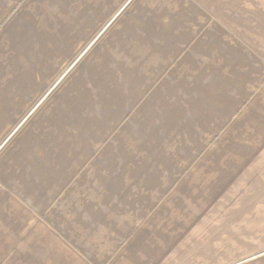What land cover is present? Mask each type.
Instances as JSON below:
<instances>
[{"label":"crops","instance_id":"obj_1","mask_svg":"<svg viewBox=\"0 0 264 264\" xmlns=\"http://www.w3.org/2000/svg\"><path fill=\"white\" fill-rule=\"evenodd\" d=\"M0 264H264V0H0Z\"/></svg>","mask_w":264,"mask_h":264},{"label":"rangeland","instance_id":"obj_2","mask_svg":"<svg viewBox=\"0 0 264 264\" xmlns=\"http://www.w3.org/2000/svg\"><path fill=\"white\" fill-rule=\"evenodd\" d=\"M81 56H82V54H81L79 57H77V58L75 59V61L73 62V65H72V64H71V65L74 66V65L77 63V61L80 60ZM72 66H71L69 69H71ZM59 80H60V79H59Z\"/></svg>","mask_w":264,"mask_h":264}]
</instances>
